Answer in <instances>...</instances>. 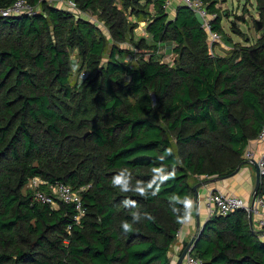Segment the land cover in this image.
I'll use <instances>...</instances> for the list:
<instances>
[{
    "label": "trees",
    "instance_id": "1",
    "mask_svg": "<svg viewBox=\"0 0 264 264\" xmlns=\"http://www.w3.org/2000/svg\"><path fill=\"white\" fill-rule=\"evenodd\" d=\"M27 1L36 14L0 17V264H171L194 185L231 176L264 129V32L219 55L185 4L171 18L165 0H74L79 14ZM202 1L222 35L220 0ZM133 16L147 21L150 41L139 44L173 45L174 64L154 54L125 61L115 42L135 38ZM101 23L114 40L105 64ZM74 50L91 70L80 86L70 82ZM35 177L46 190L89 186L81 221L73 204L24 192ZM261 235L244 209L215 214L193 254L204 264H264Z\"/></svg>",
    "mask_w": 264,
    "mask_h": 264
},
{
    "label": "rangeland",
    "instance_id": "2",
    "mask_svg": "<svg viewBox=\"0 0 264 264\" xmlns=\"http://www.w3.org/2000/svg\"><path fill=\"white\" fill-rule=\"evenodd\" d=\"M50 2L53 3L54 1L51 0ZM262 5H264V0H220L217 6L223 13V32H221V40L213 44V48H211V51L213 52L212 54L228 55L233 50L236 44L244 46L253 45L260 37H262L264 27L260 31L256 29V21L260 20V7ZM171 10H173L172 5L168 7V11ZM77 11L74 12L79 14V12ZM131 19L137 24L134 30L135 38L130 37L126 38L125 41L115 42L117 46L125 49V61L128 64L135 65L142 58L150 59L151 54H154L161 61L167 62L169 64H174L176 55L172 52L173 45L169 43H159L157 44V46H155L154 44H152L153 42H150L151 45L149 46L145 45L144 43L140 45V39L143 37L147 38L148 41H150L149 35L146 30L147 21L145 18L139 19L135 16H133ZM100 26L108 38L106 51L102 58V63L105 64L108 61L109 52L114 44V40H112L108 28L105 27V25H103L102 23L100 24ZM71 58L72 73L70 82L74 86H80L83 81L89 76L91 70L87 67H83L77 50H74L71 53ZM153 100L154 102H156V97L154 95ZM40 179L44 181L42 178ZM200 179H203V177H201ZM31 184L32 181L30 180L28 184H26V186L23 188V191H31ZM53 206L57 205L55 204ZM65 241L67 242V240Z\"/></svg>",
    "mask_w": 264,
    "mask_h": 264
},
{
    "label": "built area",
    "instance_id": "3",
    "mask_svg": "<svg viewBox=\"0 0 264 264\" xmlns=\"http://www.w3.org/2000/svg\"><path fill=\"white\" fill-rule=\"evenodd\" d=\"M49 2L51 0H48ZM66 8L76 11L78 9L77 3L74 0H52ZM53 2V3H54ZM174 0H165L166 6L172 5ZM180 4H185L195 13L199 12L204 18L203 26L209 32V43L210 47L213 48V44L220 41L222 36L220 33L212 30L210 20L215 17L213 15L210 17L207 6L202 0H179ZM38 11L37 7L30 4L27 0H15L11 5L0 8V17H9L14 15H29L32 16ZM212 52V51H211ZM213 53V52H212ZM258 141L264 144V129L260 132L257 138ZM246 159H254L255 155L252 150L247 149L245 152ZM260 175H264V147L262 149L261 156L256 159ZM32 190L34 191V199L37 202H42L51 205H57L59 202H65L68 204H73L76 210L74 214V220L79 223L83 216H85L87 208L83 201V192L87 190L89 186H82L78 189H74L71 185L64 182H57L55 184L49 185V190L41 189L42 181L39 177L31 179ZM207 205L209 209V215H226L237 209H244L247 214L250 210V204L247 203L242 197L222 193L219 191H211L207 198ZM187 213H191V209L187 208ZM256 216L255 222L257 223V228L259 230H264V197L257 196L255 200V205L252 209V217ZM71 228V227H69ZM180 231V230H179ZM179 235V232H178ZM177 235V236H178ZM185 262L187 264H204V261L193 254V246L189 248L188 253L185 257Z\"/></svg>",
    "mask_w": 264,
    "mask_h": 264
},
{
    "label": "crops",
    "instance_id": "4",
    "mask_svg": "<svg viewBox=\"0 0 264 264\" xmlns=\"http://www.w3.org/2000/svg\"><path fill=\"white\" fill-rule=\"evenodd\" d=\"M180 5L179 0H174L172 6L173 10L169 11L170 17L173 18L176 13L177 6ZM264 144L260 141L252 140L247 149L252 150L255 157L251 160H246L238 172L227 178L217 181H201L202 185L198 189V197L193 201V208L191 213L183 222L179 235L176 241L173 243L169 256L171 258V264H176L179 256L190 243L191 239L197 232V224L200 221V225L203 226L210 218L209 209L207 205V198L211 191H219L222 193L234 194L242 197L247 203L251 204L252 194L256 184V167L252 163V160L258 159L261 156ZM256 216H253V224L256 230L257 223L255 222ZM264 241V234L261 235ZM183 264H187L184 260Z\"/></svg>",
    "mask_w": 264,
    "mask_h": 264
},
{
    "label": "water",
    "instance_id": "5",
    "mask_svg": "<svg viewBox=\"0 0 264 264\" xmlns=\"http://www.w3.org/2000/svg\"><path fill=\"white\" fill-rule=\"evenodd\" d=\"M195 16H196V18L198 19L199 23L203 25V24H204V18H203V16H202L199 12H196V13H195ZM252 163H253V164L255 165V167H256V184H255V188H254V191H253V194H252V202H251V204H250V210H249V213H248L249 224H250V227H251V229H252L253 231L261 232L262 234H264V230H256V229L254 228V224H253L254 222H253V217H252V209H253V207H254V205H255V200H256V198H257V196H258V192H259V188H260V183H261V175H260V170H259V166H258L257 161L252 160ZM239 169H240V167H239V168H238V169H237L232 175H234L236 172H238ZM224 178H227V176H223V177H215V178H212V179H210V180H208V181H211V180H212V181H217V180L224 179ZM201 183H203V182H201ZM201 183H198V184H195V185H194V190H195V192H196V197H198V189H199V187L202 185ZM204 225H205V224H204ZM204 225L201 226V225H200V221L198 222V224H197V232H196V234L193 236V238L191 239L190 243L186 246V248L183 250V252H182L181 255L179 256V258H178L176 264H183V262H184V260H185V257H186V255H187V253H188L189 248L192 247V246H193V248H194V243H195V241H196V238L199 236V234H200V232L202 231Z\"/></svg>",
    "mask_w": 264,
    "mask_h": 264
},
{
    "label": "clouds",
    "instance_id": "6",
    "mask_svg": "<svg viewBox=\"0 0 264 264\" xmlns=\"http://www.w3.org/2000/svg\"><path fill=\"white\" fill-rule=\"evenodd\" d=\"M120 183H121V180H119V179L114 180V184L118 185ZM185 206H186V208L192 210V208H193V201L191 199L185 201ZM122 228L124 229L125 232H128V231H131L132 230L131 227H130V225L127 224V223H125V222L122 224Z\"/></svg>",
    "mask_w": 264,
    "mask_h": 264
}]
</instances>
